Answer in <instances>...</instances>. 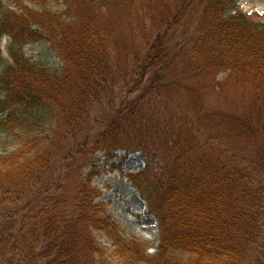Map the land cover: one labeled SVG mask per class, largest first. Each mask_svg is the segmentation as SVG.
Returning a JSON list of instances; mask_svg holds the SVG:
<instances>
[{
    "label": "trees",
    "instance_id": "16d2710c",
    "mask_svg": "<svg viewBox=\"0 0 264 264\" xmlns=\"http://www.w3.org/2000/svg\"><path fill=\"white\" fill-rule=\"evenodd\" d=\"M30 1L40 6L35 14L18 2L7 16L0 12V65L3 35L10 37L12 59L0 76L2 124L19 143L0 155V206L21 199L32 206L19 233L12 230L0 242L5 262L112 264L92 236L105 231L125 264H264V165L247 144L241 151L235 146L237 138L243 144L264 131L258 100L264 97V21L239 9L238 0ZM194 6L196 20L189 15ZM138 7L144 17L131 21ZM132 27L146 44L140 49L129 44ZM37 38L53 47L60 70L13 54L15 44L22 49ZM213 74L251 84L252 105L227 114L205 111L197 101L169 111L162 101L171 88L197 92L191 83ZM104 103L111 115L91 137L90 113ZM40 107L55 121L33 133L28 115ZM98 148L141 153L144 169L129 176L158 222L153 256L140 252L138 240L121 237L105 205L96 203L99 191L90 179L71 181V196L63 175L48 183L61 155L84 162Z\"/></svg>",
    "mask_w": 264,
    "mask_h": 264
},
{
    "label": "rangeland",
    "instance_id": "374dc122",
    "mask_svg": "<svg viewBox=\"0 0 264 264\" xmlns=\"http://www.w3.org/2000/svg\"><path fill=\"white\" fill-rule=\"evenodd\" d=\"M15 2L21 4L24 10L33 14L40 8L38 4L30 0H0V12L3 17L8 15L7 10H17V7L14 5ZM53 5L55 6V11L67 12L62 10L64 6L57 3ZM237 5L242 11L253 15L254 20L264 21V16H262L264 15V0H238ZM138 8L132 12V16L130 15L131 21L135 19V16L144 17V10L140 9V7ZM189 12L192 19H198L197 7H192ZM71 13L73 14L72 11ZM41 20L47 21V19ZM33 29H35V27ZM128 31V38L130 39L129 44L132 45L133 49L135 47L140 49L144 45V42L137 40V35L135 34L136 30L133 27ZM9 38V36L3 35L1 39L3 62L0 65V76H2L3 72L6 70L7 64H11L12 62L8 51V46L10 44ZM27 41L28 42L24 44L22 49L15 44L13 54L24 53L28 58L43 63L48 69H61V61L49 42L44 38ZM126 53L127 52H119V55L124 58ZM144 84H147V80L144 81L143 85ZM191 84V87L194 86L197 88V92L184 91L180 88H171L170 91H167L168 94L165 95V100L162 101L168 103L169 111L179 106L180 108H186L192 102L196 103L195 101H197L203 106L204 110L208 112L241 114L246 108L252 105L255 99L254 96L256 92L251 84L238 82L234 77H230L228 74H220L218 76L213 74V78H210L209 75H204ZM136 94H138V92H136ZM5 97L6 94L3 90L2 83H0V155L13 152L19 148L17 139H15L13 134L7 130L8 128L2 124L6 118L3 109ZM258 100L264 103V97H262V95L258 96ZM184 101L188 102L186 106ZM111 110L112 107L104 103L103 107L100 106L90 113L91 119L89 122H96L91 125V133L93 132L91 137L92 135L99 134L100 130L104 128V124L111 115ZM54 121L55 119L51 110L47 107H40L28 115V129L33 133L45 130L48 131L54 124ZM100 121L101 124L99 126ZM250 134L252 135L251 131ZM243 139L245 141L243 144L241 143V137L235 140L237 150L241 151L242 145L246 148L245 144H247L250 149L254 150L255 156L258 157V162L264 165V131L259 130L257 136L251 139ZM71 147L75 148L78 146L75 145ZM79 151L78 157H83L80 149ZM74 152H76L75 149ZM235 152L239 153V151ZM85 156H88L86 161L81 162L76 160V162H74V160L72 161V157H68L69 159H67L61 155V158L55 161L51 167L52 179L48 181V183L55 185L57 181L61 182L60 176L63 175L64 180L69 179L68 192L71 196L75 192L71 181L76 178L79 180L90 179L91 185L99 191V197L95 200L96 203L102 202L105 205V209L111 216L112 221L119 227L121 237L127 240H138L141 244V249L138 248L140 252L145 250L144 254L146 256H153L157 252L156 248L159 244L158 222L157 219L149 213L146 200L143 198L141 191L135 187L134 182L129 176L144 169L145 161L142 159L141 153L126 154L125 150L120 149L114 152V154H109L98 148L93 154H85ZM73 166L75 170L79 171L78 173L73 174L70 172ZM42 184L43 185L38 187L39 189H45L44 187L47 186V181ZM262 184L264 185V183ZM51 192L54 193L55 189ZM60 207H65V204H61ZM31 209L32 206L23 199L19 201L12 200L11 203L5 206L3 205L2 207L0 206V211L2 212L0 213V242H2V238L9 235L10 232H15V234L19 233L24 213ZM12 230L14 232H12ZM92 236L95 242L98 243V246L107 250V257L112 264H125V260L123 261L116 255L113 242L105 231H93ZM131 254L132 251L130 252V255ZM141 256L143 257V255ZM5 258L7 257L4 253L2 255L0 254V264H7L4 260ZM183 258H186V256ZM135 264H144V262H137Z\"/></svg>",
    "mask_w": 264,
    "mask_h": 264
}]
</instances>
